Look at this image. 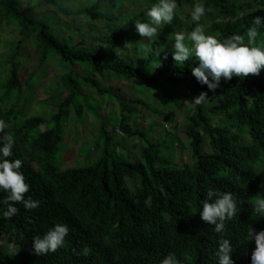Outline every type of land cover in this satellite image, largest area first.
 <instances>
[{"label":"trees","instance_id":"trees-1","mask_svg":"<svg viewBox=\"0 0 264 264\" xmlns=\"http://www.w3.org/2000/svg\"><path fill=\"white\" fill-rule=\"evenodd\" d=\"M183 1L191 2L177 3ZM247 1L205 0L211 8L202 18L208 21L205 31L219 39L234 33L246 35L254 16H264V0ZM47 2L58 5L56 0ZM122 4L97 0L76 9L57 6L64 16L106 24L107 36L101 40L105 49L98 50L83 40L65 41L53 34V18L31 17L36 6L28 0H0L4 25L21 37L12 43L16 56L20 45L31 39L39 65H46L54 53L59 67L78 68L65 71L57 81L67 94L49 119L29 115L31 84L38 83V76L31 73L22 82L18 70L8 69L0 95V119L10 126L0 137L5 133L14 136L9 160L22 159L20 142L29 150L32 162H23L21 167L31 186L25 198L41 203L32 210L17 203L20 211L10 219L2 215L7 205L0 204V264H160L170 252L180 264H218L219 234L199 213L208 187L232 192L241 202L236 217L227 222L225 238L233 246L236 264H251L256 245L248 233L264 230V217L253 211L257 194H264V172L259 170V166L264 169V67L259 74L222 78L221 87L211 91L192 74V67L198 64L195 57L183 64L172 57V32L179 23L176 28L171 24L164 40L148 42L155 50H163L160 55L145 57L141 36L125 25L135 24L134 19H120L115 14ZM195 23L191 20L188 32ZM255 46L264 48V29ZM157 60L160 66L156 68ZM109 78L133 84L136 97L128 100L133 106L156 112L141 100L150 87L157 92L164 112L175 110L185 100L192 105L183 131L186 148L176 133L163 128L157 140L154 130L133 123L130 119L136 110L123 106L119 95L102 84ZM181 84L187 95L178 91ZM22 86L28 93L19 106ZM159 86H165L162 92ZM81 88L91 94H83ZM201 92H207L208 103L194 105L193 99ZM104 98L108 103L115 101L119 111L116 114L112 109L107 122L98 115V100ZM71 108L78 123L88 114L99 120L97 156L90 157V146L84 156L79 151L80 163L61 169L62 139ZM164 112L157 115L167 118ZM40 125H46L44 130ZM127 139L141 144L136 159L122 151ZM184 150L189 163L180 164L179 154ZM6 196L7 192L0 191V200ZM56 223L69 226L65 244L46 255L35 254L34 237H43ZM3 243L10 247L8 253ZM85 248L90 249L87 255Z\"/></svg>","mask_w":264,"mask_h":264},{"label":"rangeland","instance_id":"rangeland-1","mask_svg":"<svg viewBox=\"0 0 264 264\" xmlns=\"http://www.w3.org/2000/svg\"><path fill=\"white\" fill-rule=\"evenodd\" d=\"M25 2L27 0H24ZM31 4L36 6V9L30 13L31 17H45L53 18L54 24H52V32L56 36H61L65 41L73 39L76 43L78 41H84L87 45H93L96 49L101 50L105 49V44H102L101 40L103 37L107 36L106 24L102 23H90L86 19H76L73 17L64 16L61 12L57 11V6L59 8H73L76 9L81 6H90L94 4L97 0H56L58 5H53L52 3L47 2V0H28ZM121 2V9L117 13L115 9V14H117L120 19H143L146 21V11L148 8L155 3V0H119ZM197 0H191L190 3L181 2L178 4L176 9V16L172 21V27L176 28V24L179 23L178 29L175 32H184L186 35L188 30L186 27L191 22V10L193 9L194 4ZM247 0H242L241 3H246ZM200 23H203L205 28L208 25V21L202 20ZM125 24V23H124ZM171 24L161 25L159 27V40H164L165 32H170ZM196 24V23H195ZM128 28L137 32L135 29V24H125ZM195 27V25H194ZM193 27V28H194ZM173 33V39L174 34ZM140 35L137 34V37ZM20 35L14 30L11 26L7 27L4 25L2 14L0 11V95L3 91V85L6 83L8 78V69L15 68L18 70L20 80L23 82L28 79L29 74L34 73L38 76V83L31 84L30 90V99H31V108L29 115L32 117L39 116L44 119H49L51 114L56 111L57 103L66 96V91L57 85V81L60 79L62 74L69 69H74L77 71V67H59V60L54 56V53H51L50 60L46 65H39L37 60L36 52L31 46V39L24 41L19 47V54L16 56L14 54V47L12 43L15 39H20ZM173 39H171L173 41ZM150 40L148 38H140V43L144 47ZM56 59V60H55ZM80 69V68H79ZM105 87L111 88L118 95L123 106L129 107L136 110V114L130 120L135 123L138 127L145 130L151 128L153 131V137L157 140L159 139V132L161 130H166L169 133H176L178 138L182 140L183 145L187 146V141L183 133L185 128V121L190 111L192 105H190L186 100L178 106L175 110L168 109L166 112L162 111L159 107L161 100L157 95L156 91H152L153 87L146 89L144 94L141 96V100L149 105L152 110L148 108H143L142 106L130 105L128 100L129 98H134V86L131 82L128 81H115L112 78H109L107 81L102 83ZM56 85V86H55ZM165 87V86H164ZM162 86H159L160 91L162 92ZM178 91L184 95H187L186 88L181 84L178 86ZM27 89L25 86H22L21 99H19V106L23 105V97L25 96ZM81 92L85 95L91 94V91L86 88H81ZM28 93V92H27ZM98 100V99H97ZM160 100V101H159ZM99 108L98 115L108 121V114L112 112V109L117 110V103L112 101L108 103V98L103 100H98ZM167 114V118L160 117L157 114L160 113ZM119 111H116L118 114ZM129 120V121H130ZM88 114L86 119L82 122H77L75 120L74 109L71 108L69 112V117L66 122L65 132L62 139V152L59 158L61 169L72 167L77 165L82 161V156L87 153L90 149V146L93 147L89 155L92 159H96L97 153V122ZM222 123H225L224 119H220ZM46 125H40L39 129L44 130ZM118 136H121V133H118ZM119 141V137L117 138ZM21 152L23 154V162H32V157L29 154V150L25 145L20 142ZM123 150L125 154L130 156L132 159L138 157L136 150L141 146L135 141V139H127L122 142ZM81 151V155L79 154ZM120 153V151H119ZM188 151L184 150L179 154V163H189ZM260 172H264L262 166H259ZM128 183V181H127ZM3 250L8 253L9 246L3 243Z\"/></svg>","mask_w":264,"mask_h":264},{"label":"clouds","instance_id":"clouds-1","mask_svg":"<svg viewBox=\"0 0 264 264\" xmlns=\"http://www.w3.org/2000/svg\"><path fill=\"white\" fill-rule=\"evenodd\" d=\"M177 0H155L146 13V21L140 18L134 20L135 29L142 38L159 37V27L171 24L176 16ZM211 11L206 6L205 0H197L191 10V19L196 22L195 27L187 35L184 32H175L172 43V57L175 62L183 64L195 57L197 66L192 67V74L201 85H207L208 89L215 91L221 87V79L231 80L233 75L247 77L249 74H259L264 67V48L255 46V41L264 29V16H254L246 35L234 33L224 39L205 31L202 18ZM144 56L154 54L158 57L163 50H155L150 43L142 49ZM167 53H165V58ZM158 61V60H157ZM160 66V61L156 66ZM209 100L207 92H201L193 99L194 105L207 104ZM10 125L0 119V133ZM14 136L5 133L0 137V191L7 192V196L0 200V204H6L7 208L2 215L12 218L20 209L17 203H22L28 209L40 207V200L32 197L25 198L30 190V184L21 171L23 161L19 158L9 160L13 155ZM241 202L232 192L220 193L212 187H208L204 203L200 210L203 221L214 226V231L219 234L218 264H236L232 259L233 246L230 239L225 238L227 222L236 217ZM253 211L258 217H264V194H257L253 204ZM70 229L67 224L56 223L43 237L33 239V251L37 255H46L55 252L65 244ZM249 240L255 242V248L251 253V264H264V230L248 233ZM12 252L17 254L15 245L11 246ZM90 249L85 248L87 255ZM160 264H180L174 252L168 253Z\"/></svg>","mask_w":264,"mask_h":264}]
</instances>
